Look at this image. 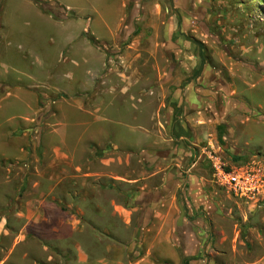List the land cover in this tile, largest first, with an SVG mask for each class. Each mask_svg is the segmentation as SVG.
I'll list each match as a JSON object with an SVG mask.
<instances>
[{
  "label": "rangeland",
  "instance_id": "374dc122",
  "mask_svg": "<svg viewBox=\"0 0 264 264\" xmlns=\"http://www.w3.org/2000/svg\"><path fill=\"white\" fill-rule=\"evenodd\" d=\"M62 1L82 17L0 0V264L137 261L135 197L173 170L180 192L201 177L223 230L230 210L263 221L264 0H126L109 36L120 0ZM87 20L100 63L76 40ZM218 166L258 181L255 204L234 202Z\"/></svg>",
  "mask_w": 264,
  "mask_h": 264
},
{
  "label": "crops",
  "instance_id": "0c3cea01",
  "mask_svg": "<svg viewBox=\"0 0 264 264\" xmlns=\"http://www.w3.org/2000/svg\"><path fill=\"white\" fill-rule=\"evenodd\" d=\"M27 1L32 2L50 18L58 20L51 13L43 11L33 0ZM44 1L56 2L68 11H73L76 15L75 20L82 17L79 15L81 8L76 4H67L62 0ZM120 3V10L113 26L105 19L101 21L105 26L107 25L106 34L108 36L117 32L125 18L126 0H120ZM70 19H74V17H70ZM92 24L88 20L84 25L82 23V30L76 40H86L87 48L93 52V58L100 63L103 61L101 53L95 51L89 40L84 37L80 38V33L83 34L85 31L86 33L91 32L93 35L98 34L90 26L87 27ZM95 38L104 40L108 37L98 38L96 36ZM180 99L181 95H174L172 100L179 102ZM183 99L190 107L200 106V102L192 92L186 93ZM181 178V171H168L164 184L151 196L147 197L146 193L142 192L141 195L135 197L137 209L131 208L130 212H135L138 209L140 211L138 210L139 217L136 222H133L134 231L128 241V250L136 253L142 251L143 255L130 264H264V220L252 221L248 217L241 221L235 220L234 214L230 210L227 213L231 215V218L225 220L228 228L223 230L222 224L212 217L218 209V205H216L212 193L205 189L201 177L197 174H189L186 177L188 187L180 192ZM254 199L255 197H234L233 200L239 206L245 203V206H248L255 204ZM200 208L204 210L205 215L192 218L191 215L196 214ZM120 213L125 214V210ZM223 237L228 241L226 242L229 247L225 251L227 256L224 262H219L220 260H216L221 254L218 246L223 242ZM105 258L99 259V263L108 264L109 261ZM113 263L116 264V262Z\"/></svg>",
  "mask_w": 264,
  "mask_h": 264
},
{
  "label": "built area",
  "instance_id": "2783aa9c",
  "mask_svg": "<svg viewBox=\"0 0 264 264\" xmlns=\"http://www.w3.org/2000/svg\"><path fill=\"white\" fill-rule=\"evenodd\" d=\"M218 178L224 187L232 195L239 198H253L262 189L258 181L254 180L250 173L239 172L237 170L224 171L218 166Z\"/></svg>",
  "mask_w": 264,
  "mask_h": 264
},
{
  "label": "trees",
  "instance_id": "16d2710c",
  "mask_svg": "<svg viewBox=\"0 0 264 264\" xmlns=\"http://www.w3.org/2000/svg\"><path fill=\"white\" fill-rule=\"evenodd\" d=\"M33 1L43 11L51 13L57 19L70 18V17H73L75 15V13L73 11H67L65 7H63L62 5H60L56 2H50V1H44V0H33ZM187 211H188V209H187Z\"/></svg>",
  "mask_w": 264,
  "mask_h": 264
}]
</instances>
